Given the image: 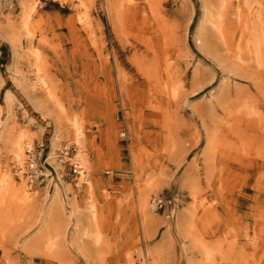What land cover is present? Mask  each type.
<instances>
[{
    "label": "rangeland",
    "instance_id": "rangeland-1",
    "mask_svg": "<svg viewBox=\"0 0 264 264\" xmlns=\"http://www.w3.org/2000/svg\"><path fill=\"white\" fill-rule=\"evenodd\" d=\"M17 1L0 0V164L19 181L4 143L12 125L43 156L58 131L24 89L36 49L53 112L83 122L95 187L73 200L67 171L45 162L31 203L0 215V264H264V71L237 66L202 27L211 0H39L27 35ZM237 98L251 108L243 117L228 105ZM148 180L163 207L143 225Z\"/></svg>",
    "mask_w": 264,
    "mask_h": 264
},
{
    "label": "bare ground",
    "instance_id": "bare-ground-1",
    "mask_svg": "<svg viewBox=\"0 0 264 264\" xmlns=\"http://www.w3.org/2000/svg\"><path fill=\"white\" fill-rule=\"evenodd\" d=\"M54 1L63 2V1H69V0H54ZM38 2H39V0H18L17 1V4H18L19 9H20V14H19V19H18L19 20V24H18L19 28L17 27V29L21 32V34H22V31H23V33L24 32L26 33L25 35L31 34V31H30L31 22H32L33 16L36 14V11H37L36 6H37ZM83 2H84V0L78 1L79 4H83ZM92 2H93V0H88L89 5ZM122 2H121V5L119 4L118 6L115 7V4H116V0H115L114 10H116L118 13H120V11L122 9L121 7H123ZM203 6L205 9H206V7H208L210 9L211 14L209 16H206V17L204 16L205 18H203L204 20L202 22V24H203L202 27L210 26L213 34L215 36H217L219 42L221 43V45L223 47V52L226 55V57L233 60L234 63L241 68H245L247 70L254 69L258 73H261L260 70L264 71V68L263 69L261 68L262 65H264V7H263L262 3L259 2V0H213V1L211 0L209 2L204 1ZM110 7H111V5L106 3V8L108 11H111V9H112V7H111V9H110ZM123 10H125V9H123ZM113 17H115V16H113ZM114 21H116V19ZM113 24H115V23H113ZM236 30H237V33H236ZM14 31L15 30H13V32L11 33V38H12V40H14V42H17V43L19 42V44H20V41H19L20 39ZM235 35H236V37H235ZM31 60H32V64L37 63L36 66H34L35 67L34 68L35 77H33V79L31 81H29V78H25V80L23 82L25 84L24 89L26 90V94H27L29 100L31 101V103L33 104V106L37 110L44 112L45 114H51L54 117L55 126H56V129L58 130L57 132L54 133V136L51 139L50 151L47 155V161L46 162H48L49 165H50V163H51V165H54L53 167L55 169L58 166L57 172L61 173L62 170L64 171V168L61 164L60 158L58 157L56 150L62 148L63 146H65L66 148L69 147L68 144H65V143L61 144V142L63 141V138L68 137L70 139V141H72L71 144L74 147V153H73L74 157L73 158L75 161L71 160V163H78L80 166V174H81L80 176L81 177H80L79 183L81 181L85 180V184H82L81 185L82 187L77 188V190L83 189L84 191H87L89 194V199L92 200L93 196H94V187L95 186L92 183L93 180L91 181L92 167H91V165L88 161V157L86 155V153H87V149L85 148L86 134H85L83 122L81 119H78V118L73 117L71 115L65 114L62 111H59L58 113L53 112L52 106L50 105V98H53L52 94H51V87H50L51 82H50L49 77L42 72V68L38 65V64H40L39 62H40L41 58H40V54L37 52L36 49H34L31 52ZM34 60H35V62H34ZM44 70H46V69H44ZM23 77H25V76L23 75ZM171 83H172V81H171ZM238 98H237V101L230 102L228 105L232 104L231 105L232 108H230V110L233 112L234 111L238 112L237 115L238 116L241 115L243 117L246 115L247 111H248L247 113H250L251 108L249 109L248 108L249 105L248 106L246 105L248 103L247 101L242 102L241 101L242 98L241 99H238ZM222 102H223V100H222ZM54 103H56V102H54ZM8 105H9V103H8ZM15 125H12L11 128L9 130H6V132L4 133L5 138H6L4 143H5V150L7 149V153L12 160V164L14 165L13 168H14L15 172L17 173L19 181H16L14 179V176H13L14 174H12V170H11L9 164H5V165L0 164V215L3 214L8 209H10L11 207H13V206H11L12 204L14 206H19V203L22 201V202H26L29 205L31 203V200L36 196L35 195L36 190L32 186V184L35 181L32 182L30 177L28 178L27 173H29V171H28L27 163L29 161H28V157L25 153L26 147H29L32 149L33 144H32L31 138L29 136L30 134L28 133V131L21 128V127H16V129H15ZM67 149H69V148H67ZM262 153L264 154L263 151H262ZM61 160H64V157H62ZM44 169L47 173L45 172V174H44L41 172V176H44L47 178L50 175H49L48 170L46 168H44ZM59 173H57L58 176H59ZM107 174H108V172H107ZM189 181H191L190 178H189ZM191 185H194V184H191ZM155 187H156L155 181H151V180L146 181L145 186L143 187L144 189L140 193L139 198L137 200L139 202L137 204L138 205L137 209L140 211V220H141L143 225H147L148 223H150L154 217L153 213H154V209H155L154 208L155 207V199L148 200L149 199L148 197H150L151 195H154L153 192H154ZM65 188H66V190H65L66 192L71 191L73 200L76 197H78L79 192L78 193L74 192L75 191L74 189H76V188H73V189L70 187H65ZM54 190H55L54 194L57 195L56 197L60 196L59 195V187L57 184H54ZM190 196H192V195H190ZM54 199H55V197H54ZM57 199H56V201H58ZM53 203H54V200H53ZM58 203H59V201H58ZM58 203L56 202L57 207H60V206H58L59 205ZM54 205H55V203L53 204V207H54ZM55 207H56V205H55ZM57 207H56V209H57ZM13 209H15V208L13 207ZM77 209H78V207H77ZM11 210H12V208H11ZM88 212H90L89 214L91 216V219L94 222L96 220L98 221V219H96V213H95L96 209L93 206L91 208L89 207ZM188 216H189V218L193 216L192 218H193V220H195V209H194V207L192 208V211L189 212ZM2 217H5V215ZM2 217H1V221H2ZM192 218H190V220ZM3 221H2V223H3ZM192 224H193V221H192ZM99 225H100V223H99ZM95 227H98L97 224H95ZM95 227L91 229V232L95 235V238H93V236L91 238H93L97 243L100 240L101 230H99V228H95ZM87 230L83 229L82 233L84 235H86L88 232ZM47 236H48L47 239L49 241L48 242V244H49L50 242L53 243L52 242L53 238H56L57 235H55V236L47 235ZM88 236H89V233H88ZM87 239H89V238L87 237ZM98 244L101 245L100 243H98ZM103 244H104V242H103ZM103 246H105V244ZM97 247H99V246H97ZM154 250H152V251H154ZM43 251H44V249H43ZM34 253H35V250H34ZM204 253H205V255L208 254L206 249H205ZM159 256L160 255H158V257ZM156 262L157 261L154 260V262L151 264H156ZM157 264H158V262H157Z\"/></svg>",
    "mask_w": 264,
    "mask_h": 264
},
{
    "label": "built area",
    "instance_id": "built-area-1",
    "mask_svg": "<svg viewBox=\"0 0 264 264\" xmlns=\"http://www.w3.org/2000/svg\"><path fill=\"white\" fill-rule=\"evenodd\" d=\"M37 148H40L39 150ZM69 148V149H67ZM65 147L63 146L62 148L56 150L57 155L60 158L61 164L64 168L65 171H67V177L70 181V183L73 185L74 188H81L82 184H85V180L81 181L80 180V166L78 163H71V160H74V147ZM45 151V148L41 145L40 147H33L32 149L29 147H26L25 153L28 157V178L32 180V182L38 180L41 176V170H43L44 163L47 161V154L43 156V153ZM62 157H64V160H61ZM75 161V160H74ZM47 163V162H46ZM104 174H107L106 171H103ZM163 207L162 200L156 199L155 200V209L154 210H159Z\"/></svg>",
    "mask_w": 264,
    "mask_h": 264
}]
</instances>
